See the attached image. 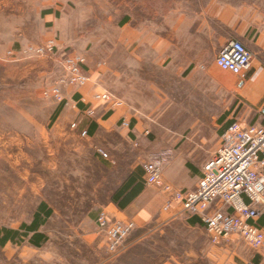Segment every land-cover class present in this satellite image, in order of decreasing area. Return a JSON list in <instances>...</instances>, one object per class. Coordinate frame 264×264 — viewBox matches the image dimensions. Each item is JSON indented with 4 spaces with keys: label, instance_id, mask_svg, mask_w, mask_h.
<instances>
[{
    "label": "rangeland",
    "instance_id": "374dc122",
    "mask_svg": "<svg viewBox=\"0 0 264 264\" xmlns=\"http://www.w3.org/2000/svg\"><path fill=\"white\" fill-rule=\"evenodd\" d=\"M255 5L264 10V0H0V264H40L41 243L31 242L34 232L42 234L38 241L81 233L103 238L95 230L98 211L126 219L117 210L123 196L116 197L117 192L149 160L137 128L206 129L214 119L221 128L240 122L249 110L239 95L244 76L218 68L213 57L225 40L236 38L231 7L246 14ZM191 27L208 33L189 35L185 29ZM49 38L57 57H84L81 68L89 76L84 84L68 83L57 61L24 51ZM191 38L198 41L185 47ZM191 70H207L223 83L222 101L212 104L203 93L211 84L207 76L201 80ZM150 76L159 80L155 90L148 87ZM190 80L201 92L188 90ZM53 86L58 97L43 93ZM104 89L124 103L95 99L94 93ZM82 103L86 113L78 122ZM93 108L99 114L120 109L129 126L122 119L111 130L92 126ZM99 148L107 157L98 154ZM41 203L51 213L41 217L35 231H27ZM145 231L146 243L133 244L143 233L135 225L111 256L129 252L128 264H159L188 247L182 228L159 249L151 244L153 226ZM192 237L199 239V233ZM109 255L105 247L102 257Z\"/></svg>",
    "mask_w": 264,
    "mask_h": 264
},
{
    "label": "crops",
    "instance_id": "0c3cea01",
    "mask_svg": "<svg viewBox=\"0 0 264 264\" xmlns=\"http://www.w3.org/2000/svg\"><path fill=\"white\" fill-rule=\"evenodd\" d=\"M231 20L233 21L232 34L252 52L250 69L238 82L239 95L245 99L249 107L246 115L240 118V123L264 127V10L255 5L253 9L249 8L246 14H241L239 9L232 6ZM185 31L189 35L208 33L201 27L186 28ZM189 41L184 44L185 47H193L198 40L191 38ZM190 73L199 74L201 80L207 76V70L201 72L191 70ZM147 78L148 87L151 90L157 89L159 80L154 76ZM206 79L211 84L202 92H207V97L211 99L212 104H216L218 99L222 101L223 83L212 79L209 75ZM187 84H189L188 90L194 93L201 92L200 89L199 91L194 89L197 83L190 80ZM78 93L82 95L81 92ZM86 107V103H82L78 109V122L85 116ZM93 111L91 125H103L108 130L113 129L119 119L127 117L126 112L120 109L109 110L104 114H99L96 108H93ZM138 122L134 124V129L137 127L136 124H139ZM144 127L137 128L135 135L140 136V145L147 158L161 159L163 179L175 188H193L201 174L202 165L218 146V136L222 130L220 124L214 119L206 126V129H201V126L187 128V126L166 127L148 124ZM142 130L144 133L141 132ZM147 133L149 135H146ZM136 181L142 184L141 189L125 207L117 209L120 214L133 219L137 229L143 230L141 235L135 237L133 244L138 245L147 240L148 236L144 234L149 226H153L154 230L151 235V244L158 249L163 247L165 240L170 242L174 239L180 232L179 228L184 230L183 234L189 240L187 248L179 253L173 251L168 254L167 252V257L161 258L159 264H247L248 262L264 264V250L248 245L237 234H230L221 238L217 243L209 244L208 235L199 220L190 219L195 216L183 218L184 213L180 211L179 205L175 202L171 204L168 211L162 210L165 196L155 186L143 183L142 170L138 173ZM257 224L264 232V214L259 217ZM193 233H199V239L193 238ZM42 238V240L45 239V243L53 242L54 245L44 247L42 240L38 241L41 243L40 264H128L125 256L129 252L119 256L102 257L105 240L96 235L81 233L68 236H43ZM29 247L32 249V244ZM74 255L77 256L74 257Z\"/></svg>",
    "mask_w": 264,
    "mask_h": 264
},
{
    "label": "built area",
    "instance_id": "2783aa9c",
    "mask_svg": "<svg viewBox=\"0 0 264 264\" xmlns=\"http://www.w3.org/2000/svg\"><path fill=\"white\" fill-rule=\"evenodd\" d=\"M24 51L31 57L57 61L70 84L82 85L89 79L81 68L84 57L80 54L57 57L53 38L27 46ZM251 56L252 52L239 39L230 38L214 54L213 62L218 68L242 78L250 69ZM43 93L58 97L59 89L53 86ZM94 98L113 106L124 103L106 89L95 92ZM121 124L128 127L129 121L122 118ZM85 133L86 129L80 130V134ZM97 152L107 157L101 148ZM142 179L144 184L155 186L164 194L162 210L168 211L175 202L181 212L197 217L211 243L237 234L248 245L264 250V232L257 224L264 214L263 126L232 121L223 127L218 146L202 165L201 174L191 189L175 188L166 182L158 157L143 162ZM94 222L110 255L122 249L135 227L134 220L116 218L103 209L96 213Z\"/></svg>",
    "mask_w": 264,
    "mask_h": 264
},
{
    "label": "trees",
    "instance_id": "16d2710c",
    "mask_svg": "<svg viewBox=\"0 0 264 264\" xmlns=\"http://www.w3.org/2000/svg\"><path fill=\"white\" fill-rule=\"evenodd\" d=\"M137 177L135 175L130 176L127 181L124 183V185L118 190L116 197L119 195H123L122 199L116 203V205L120 208L125 207L136 195V193L141 189L142 184L138 181H136ZM51 213L50 209H46L44 203H41L37 211L34 214V217L29 225H26L25 228L27 231H35L38 225L41 222L42 216H49ZM192 221H198L196 217L190 218ZM34 236L36 237L31 240L33 243H38L39 237L42 236V234L38 232H34ZM8 237V234L4 236L3 239H6Z\"/></svg>",
    "mask_w": 264,
    "mask_h": 264
}]
</instances>
